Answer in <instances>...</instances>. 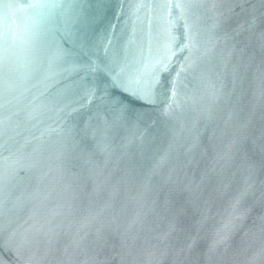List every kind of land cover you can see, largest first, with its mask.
I'll return each mask as SVG.
<instances>
[{
	"label": "water",
	"instance_id": "95a60500",
	"mask_svg": "<svg viewBox=\"0 0 264 264\" xmlns=\"http://www.w3.org/2000/svg\"><path fill=\"white\" fill-rule=\"evenodd\" d=\"M0 264H264V0H0Z\"/></svg>",
	"mask_w": 264,
	"mask_h": 264
}]
</instances>
